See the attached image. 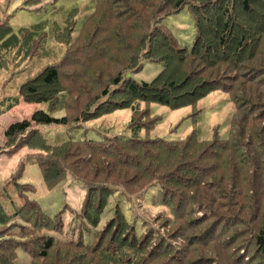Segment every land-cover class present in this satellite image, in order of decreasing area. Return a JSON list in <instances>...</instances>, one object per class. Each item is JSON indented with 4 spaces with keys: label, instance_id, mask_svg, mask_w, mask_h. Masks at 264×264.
Wrapping results in <instances>:
<instances>
[{
    "label": "trees",
    "instance_id": "obj_1",
    "mask_svg": "<svg viewBox=\"0 0 264 264\" xmlns=\"http://www.w3.org/2000/svg\"><path fill=\"white\" fill-rule=\"evenodd\" d=\"M193 1L195 3L188 4ZM94 2L99 6L92 11V19L86 18L81 26L82 31L89 26L86 34L81 31L82 34L73 40L63 33V27L56 26V21L51 24V30L49 28L52 36L47 35L48 24L44 22L20 27L17 31H14L9 24H1L0 49L9 46L19 47L27 41L29 53L34 52L36 55L39 49L37 47L48 37L68 48V52H65L58 62L47 63L34 77H29L24 85L18 88L24 100L27 99L25 90L34 95L33 102L57 98L64 88L60 80H64V73L71 72L77 65L75 62L77 55L84 54L87 49L94 50L96 43L104 42L103 40L108 38L111 48L104 52H110L108 56L100 52V56L105 57L109 64L105 67L107 61L104 60V66H101L100 70L94 71L93 66L88 71L86 67H79L77 71L86 81L88 80V85L90 78L102 80L98 78L100 72L104 73L110 68L113 75L110 77L109 85L111 83L114 88L97 89L95 93L79 86L86 102L94 101L98 96H105V99L96 103L87 113L78 112L73 115L76 117L72 120L78 121L76 124L106 115L113 109L127 107L141 118L146 116L149 118L152 113L149 110L150 106L146 109V101L175 109L183 105H194L199 98L205 97L214 90H220L227 94L234 108L232 115L234 118L231 119L228 135L221 138L214 127L212 137L209 139L199 138L194 130L185 137L177 139L150 137L149 130L151 131L153 126L149 130L145 129L144 136H140L142 127L136 125L130 127L129 135L107 134L100 140L76 138L70 135L72 137L63 140L61 144L51 145L34 125H66L70 121L66 115L58 118L37 111L29 118L10 123L4 130L5 138L8 139L7 153L13 154L20 146L36 149L37 154L30 159L38 165L47 189L59 186L66 174L72 172V177L84 184L86 192L81 209L75 214L74 223L70 228L75 237L60 242L56 240L54 233L62 231L63 216L68 209L67 203L51 216L41 209L37 200H29L23 195V190L20 189L22 184L16 182L17 191L19 188V192L23 195V203L13 207L12 200L9 202L12 208L8 210L0 202V264H19L16 258L21 251L30 256L27 263L21 264H89L90 261L96 264H117V262L144 264V261L155 254L157 255L153 259L159 256L155 259L159 258V261L154 262L155 264H246L250 258V264H264V258H261L264 255V110L256 105L249 110L248 117L245 109L247 102L264 100V0H176L174 3H168V6L173 8L169 11L179 12L182 5L187 6L193 18L194 39L190 49L186 51L183 49L186 46L181 45L167 27L158 23L154 25V10L148 13L142 23L144 25L139 26V32L142 30L143 34L148 32L144 44L140 48L136 45V50L130 49V42H123L117 37L120 31H124L123 23L114 17L116 23L111 24L110 21L113 19L110 15L115 12L118 16H122L131 5L126 0H93V4ZM122 8L124 10H121ZM255 16L263 22L258 23ZM70 17L75 24L73 14L67 17L66 21ZM119 18L126 21L122 17ZM211 19L216 22L217 34L210 26ZM102 20L103 23L100 24ZM129 24L127 29L132 32L133 23L129 22ZM235 29L241 35L232 40L234 44L230 53L217 54V51L227 48L228 36ZM133 33L136 35L137 31L134 30ZM214 33L216 38L213 39L215 42L212 49L215 53L213 57L207 59V55H210L208 54L210 46L205 40L206 37L213 38ZM31 39H36V42L31 43ZM166 39L170 44H166ZM115 46L129 50L117 56L111 51L116 48ZM154 48H157V51ZM157 59L163 62L164 66L152 80L136 81L127 75L139 65L142 67L145 61H157ZM210 59L222 61L214 75L225 73V80L220 81L218 77L211 80L201 78L199 74L203 69L201 67L194 71L193 80L184 77L177 84L181 70H192L195 63L200 67V64L211 62ZM242 70L245 72L241 73ZM248 73L251 74L247 75ZM122 75L126 77L123 80L120 79ZM76 81L80 80L76 79ZM157 82L161 83V87L156 85ZM119 96H130V98L126 99L124 105ZM113 97L118 98L117 102H114ZM244 99L250 101L245 102ZM28 101L30 102L26 100ZM107 103L114 106L118 103L119 106L109 109ZM141 103H144L143 108L139 107ZM191 107L193 113L200 111L196 106ZM245 112L247 116L243 115ZM153 117L155 120L152 119L154 121L149 122L148 125L158 123L160 116L154 115L150 118ZM81 125L76 130L81 128ZM146 146L158 150L155 152L151 150L150 154L154 153V158L171 157L169 162L160 167L162 173L166 172L165 175L176 177L181 170V163L194 166L191 170L194 169L200 174L199 178L189 179L192 187L182 180L184 177L179 176L178 179L181 180L176 183L184 184L178 186L180 192L172 191L175 194L173 195L170 191L164 190L168 193L167 199L158 200V197L154 199V202L166 209L168 216L165 218L173 227H183L186 231H193L189 237H195L189 244L194 248L200 246L194 254L180 257L178 248L184 247L185 242L183 241L182 245L181 242L173 244L165 240V237L159 238L155 236L159 235L156 229L151 226L138 232L134 223H129L126 219L119 204H115L110 209L112 214L107 221L105 220L103 228H100L101 230L97 228L113 191L112 186L107 183L109 180L107 174L117 173L118 166L126 164L129 159L133 160L130 156L150 155L144 153L143 149ZM190 149L193 150L194 161L187 156ZM97 156H103L105 160L96 161ZM199 158V162H195ZM136 160L140 161V159ZM103 174L104 179H102ZM23 185L26 188L24 192H28L30 188L25 185L29 184ZM193 188L195 196L191 194ZM233 191L239 193L234 195ZM180 195L187 199L185 203L187 206L178 200ZM175 200L180 203L176 206L179 207L178 210H175L176 207L173 209ZM207 202L217 205L220 211L226 212L228 216L222 217L216 214L215 209H212L211 205L209 208ZM184 211L186 213H183ZM217 218H220V221L211 223V220ZM224 221H228L229 226H226ZM205 225L207 228L199 230V234L196 230ZM206 230L209 233H206ZM129 238L143 241L142 246L134 250ZM245 240H248L250 245L240 243ZM170 248L174 250L173 253H167ZM244 249L249 250L245 252ZM219 250L224 251V257L219 255ZM243 259H246V262Z\"/></svg>",
    "mask_w": 264,
    "mask_h": 264
},
{
    "label": "rangeland",
    "instance_id": "obj_2",
    "mask_svg": "<svg viewBox=\"0 0 264 264\" xmlns=\"http://www.w3.org/2000/svg\"><path fill=\"white\" fill-rule=\"evenodd\" d=\"M35 1L37 0H0V27L1 24H9L14 31H17L20 27L31 26L44 22L45 24H48L46 27L47 35L51 34L52 36V32H49V28L51 30V24L56 21L55 23H57V25H55L63 27V33H66L69 39L73 40L82 34L81 31L83 30V27L81 28V26L83 22L86 18L90 17L92 19V11H95L96 7L99 6L98 4H95V2L93 4V0ZM126 1L129 5H131L128 6V11L123 12L122 16H118L115 12L112 13L110 16H112L113 20L110 21V23L115 25V19L123 23L124 31H120L117 37L121 38L123 42H130L131 46L128 44L130 49L136 50V45L137 48H140L144 44L148 32H146V34H143V30L139 32V26L144 25L142 23H144V20H146L148 13L153 10L154 25H157V23L159 25H164L171 32V34L177 38L181 45L186 46L183 48L185 51L190 49L191 43L194 39L195 31L193 18L187 6L182 5V7L178 10L179 12H176L175 10L169 11L173 8L168 6V3H174L176 0H152V2H150V0H133L134 2L132 0ZM190 3L195 2H188V4ZM117 7L118 6L116 5L115 8L117 9ZM75 10L76 13L74 14ZM121 10L124 9L122 8ZM71 14L74 15L75 24L73 23L72 17H70V19L68 18L66 21V18L71 16ZM160 16L162 17L157 21ZM119 17L126 19V21ZM257 18L258 17L255 16V19ZM128 21L133 23L134 28L132 27V32L127 29V27L130 26ZM257 22L261 23L263 21L259 18L257 19ZM102 23L103 20L100 22V24ZM210 26L217 34L218 27L215 20H210ZM87 27L89 26H86L85 30L82 31L83 34H86L85 32L88 30ZM134 30L137 31L136 35L133 33ZM216 34L213 36V38L206 37L207 39L205 42L210 46V51H208V54L210 55H207V57L204 56L207 59H209L210 56L213 57V54L215 53L212 49V45L215 42L213 39L216 38ZM240 35L241 33L235 29L228 36L229 42L227 44V48L225 50L221 49L217 51V54L222 55L221 53H224L225 55H228L234 44L232 40H234V38H238ZM103 41L104 42L96 43L94 45V50H92V48L87 49L84 54L77 55V61L75 60L77 65L74 66L71 72L69 71L68 73H64V80H60V83L62 82L64 88H62L63 91L58 94L57 98L40 102H33L35 97L27 90H25L27 99L24 100L19 94L18 88H20L29 77H34L47 63L53 64L58 62L61 56L65 52H68V48H66L64 44H60L53 38L48 37L45 39L44 43L37 47L39 49L37 51L38 54L36 55H34V52L29 53L30 51L26 44L27 41L23 42L19 47L9 46L0 49V202L3 203L5 208L11 210L12 206H10L9 202H12V200L14 201L12 204L13 207L20 206L23 203L22 196L25 195L27 198H29V200H37L41 209L51 216L59 211L63 207L64 203H67L66 205L68 209L63 216L64 225L62 231L59 233H54L56 240L60 242L64 239L75 237L70 228L74 223L75 214L79 209H81L86 188L84 184L77 182V180L72 177V172H69L66 174L64 180L60 181L59 186H56L54 189H47L38 165L30 159L35 154H37L38 150L30 149L27 146H20L13 154L6 152L8 139L5 138L4 130L10 123L24 118H29L32 113H36L37 111L48 113L49 115L58 118L65 117L66 115L68 117L67 119L70 120L66 125H34V127L39 128L49 144L58 145L61 144L63 140L72 136L76 138L85 137L100 140L107 134L111 135L117 133L119 136H122L125 133L126 135H129L131 133L130 129L136 125L142 127V130H139L140 136H144L145 132L143 133V131H145V129L149 130V128L154 126L151 131L149 130L150 137L159 136L177 139L185 137L194 130L199 138L209 139L212 137L213 128L216 127L218 136L225 138L228 135V131L230 129L231 119L234 118V116H232L234 108L228 99L227 94L220 90H214L205 97H202L201 99L199 98L194 105H183L175 109H171L168 106L161 105L156 102L146 101V109H149L150 106L149 110L152 113V116H160V119L156 125H148L149 122L155 120L154 117L150 118L152 117L151 115L149 118L147 116L141 118L139 115L134 114L133 111L127 107L124 109H113L112 111L108 112V114H104L103 116L94 118L93 120L85 122L80 121L79 125L82 124L83 126L81 125V128L76 130L79 125L76 124L78 121L72 120L76 117H73V115L78 112L87 113L96 103H99L105 99V96H98V98H94V101L90 100L86 102V99L83 97L79 86H83L86 91L95 93H97V89L102 90L103 88H107L108 90H111L114 88L111 83L109 85L110 77L113 75L109 70L110 68H107L108 70H106L104 73H102V71L100 72L98 78L100 77L102 80L90 78V83L88 85V80L86 81L84 77H82L77 71L79 67H86L88 71L93 66L94 71H97L101 69V66H104V60L107 61V59L105 57L101 58L100 52L106 53L104 51H107V49L111 48V46L109 45L108 38ZM30 42L35 43L36 39H31ZM166 44H170V41L167 39ZM248 47L251 49L250 44H248ZM128 50L129 49L123 50L122 48L119 49L116 47L111 51L119 56L123 51ZM154 50L157 51V48H154ZM109 52H107L105 55L108 56ZM143 56H145V53ZM210 60L212 61L204 65L200 64V67H198L197 63L193 64L192 70H181L180 72L182 75L180 73L177 84L184 77H188L190 80H193L195 78L194 71L199 70L201 67H203V69L199 72L201 78L211 80L212 78L214 79L218 77L221 79L220 81L225 80V73H218L214 75V72L222 64V61H213V59ZM108 64L109 63L107 61L105 67ZM163 66V62L159 61L158 59L157 61L147 60L143 63L142 67L139 65L136 69H132V72L128 73L127 75L136 81H150L160 73ZM240 72L244 73L245 71L242 70ZM250 74L251 73H248L247 75ZM124 75L120 76V79H125L126 77ZM95 76L97 77V75ZM76 79H79L80 81L77 82ZM66 80L68 81L67 84ZM156 85L161 87V83L157 82ZM129 98L130 96H119V99L122 103H124L126 99ZM113 99L114 102H117L118 100L117 97H113ZM26 100H30V102H26ZM244 101L246 102L250 100L244 99ZM247 104L248 105L245 109L248 112V117L250 112L249 110H252L256 105L264 110V100L260 102L253 101L252 103L247 102ZM107 105L109 106V109L119 106L118 103L115 106L114 104L110 103H107ZM191 106H196L198 109H200V111L198 113H193V108ZM139 107L143 108L144 103H141ZM131 114L133 116V120H131ZM243 115L247 116V113L245 112ZM235 122L236 119L234 120V123ZM143 150L146 154H150L151 150H154V152L158 151L152 148L149 149L148 146L144 147ZM169 153L172 154V152ZM192 153L193 150L190 149L187 156L191 158V161H194ZM153 156L154 153L148 156H144L143 154H137L136 157L130 156L133 160L129 159L126 164L118 166L117 173L114 172L112 175L107 174L109 179L107 183L112 186L113 191L109 197V202L103 212L102 218L100 219L97 228L99 230H101L100 228H103V225L112 214L110 209H112L115 204H119L126 219L129 221V223H134L138 232L142 231L146 227L151 226L152 228L156 229V232L159 235L155 236L159 238H161V236L165 237V240H169L173 244H179L181 242L180 245H182L183 241L185 242L186 246L184 245V247L178 248L180 257L194 254L200 249V246L194 248L189 244V242L193 241L195 237H189L193 231H186L183 227H173V225L170 224L165 218L168 216L166 209L161 206V204L154 202V199L157 197L158 200H161L162 198L167 199L168 193H165L164 190L170 191L173 195H175L174 193L180 192V190H178V186L184 184H182V182L181 185L177 184L180 182L179 180H181L178 179L179 176L184 177L182 180L186 181V184L189 185L191 182L189 179H192L193 177L199 178L200 174L194 169L191 170V167L194 166H189L187 163L184 164L180 162L182 164L181 170L178 175H176V177L169 174L165 175L166 172L162 173L163 170L160 169V167L161 165L169 162L171 157L156 156V158H154ZM136 159H140V161L137 162ZM104 160L105 157L103 156L96 157V161L100 162ZM121 160H123L122 157ZM198 160H200V158L196 159L195 162H199ZM226 176H228V174ZM104 178L105 175L103 174L102 179ZM16 182L22 184L20 189L23 190V195L19 192V188L17 191L15 186ZM23 184H29L25 185L30 188L26 193L24 192V189L26 188H24ZM189 186L192 187L191 184ZM227 190L228 189H226V191ZM238 193L239 191H233L234 195ZM191 194L193 196L196 195L194 188L192 189ZM178 200H180L184 206H187L185 204L187 203V199H185L183 196L180 195ZM179 204L180 203L175 200L173 203V209ZM204 205L206 207L207 205L208 207L211 205L212 209H215V213H218V215H221L222 217H225L226 215L228 216L226 212H221L217 205H213L209 202H207V205L204 203ZM178 208L179 207H176L175 210H178ZM183 213H186V211ZM217 221H220V218L211 220V223ZM224 223L226 226H229L227 225L228 221H224ZM205 228H207L206 225L196 231L198 232L199 230H205ZM217 231L223 233V231ZM99 233L97 235H99ZM198 233L200 234V231ZM206 233H209V231L206 230ZM126 238L127 236H125V239ZM129 240L132 242L131 244H133L134 250L139 249L142 246L143 241L141 242L140 240H134L130 238ZM126 243H128V240ZM240 243H247L250 245L248 240ZM170 249L167 251V253L174 252L173 249ZM223 250H219L218 253L224 257L225 253ZM244 250L247 252L249 249ZM156 255L157 254L154 256ZM154 256L148 258L147 261H144L143 263L155 264V261H159V258L155 260L159 256L153 259ZM146 258L144 257V259ZM261 258H264V255H262ZM29 259L30 256L21 251V253H19V257L16 258V261L17 263L21 264L23 262L27 263ZM40 260L43 262L42 259ZM250 260L251 258L246 264H250ZM243 261L246 262V259H243ZM89 264H96V262L90 261ZM117 264H119V262H117Z\"/></svg>",
    "mask_w": 264,
    "mask_h": 264
}]
</instances>
